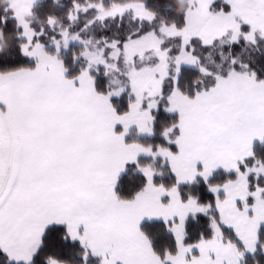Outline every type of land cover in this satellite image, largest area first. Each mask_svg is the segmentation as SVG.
<instances>
[{
	"label": "snow or ice",
	"instance_id": "obj_1",
	"mask_svg": "<svg viewBox=\"0 0 264 264\" xmlns=\"http://www.w3.org/2000/svg\"><path fill=\"white\" fill-rule=\"evenodd\" d=\"M34 3L0 7L16 41L0 54V264H245L264 254V70L240 55L264 44V0H182L179 22L148 0H71L68 26L47 40ZM88 12L85 28L126 15L137 26L93 43L69 31ZM72 42L82 47L65 58ZM218 44L229 48L219 62L201 56ZM193 184L205 195L182 191ZM189 217L202 224L195 237ZM155 228L170 247H155Z\"/></svg>",
	"mask_w": 264,
	"mask_h": 264
},
{
	"label": "trees",
	"instance_id": "obj_2",
	"mask_svg": "<svg viewBox=\"0 0 264 264\" xmlns=\"http://www.w3.org/2000/svg\"><path fill=\"white\" fill-rule=\"evenodd\" d=\"M5 0H0V7L4 5ZM81 3L84 0H80ZM107 2H111V0H107ZM150 7L156 11L158 14V18H162L166 21L177 20L179 22L180 19V10L183 7L182 0H148ZM71 7V0H41L39 1L33 8L32 16L30 17L33 27L39 30L40 27H44L46 32L45 39L56 35V33L62 30L64 27L68 26L69 22L66 19V13ZM54 16L57 18V24L49 29L47 24L45 23L47 16ZM92 13H81L78 15L77 21L73 22L69 27V31L71 32H79L82 39L91 40L93 43L97 40H101V38L111 39H120L124 35L126 31H129L137 26V22L133 21L130 16L126 15L123 18L117 17L115 19H106L102 23L99 21L93 22L91 25L87 24V21L92 17ZM0 27L6 30L3 40H0V44H3L4 47L0 48V54L8 55L11 53L16 41L13 35L8 32L9 24L7 22H0ZM84 29V31H81ZM170 43L174 44V42L170 41ZM82 45L79 44H71L69 45V49L63 52L65 58H69L73 52H78ZM229 52L228 45H217L215 48L211 50V52H202L201 56L210 55L212 60L219 62L221 53L227 55ZM236 54L235 48L232 50V55ZM241 58L247 61L250 64L254 63V66L258 71L264 70V44H258L255 46H247L240 53ZM144 63H151L149 59H145ZM114 76L117 79L123 80V77L119 76L118 73H114ZM166 123H168V119L161 118L158 121L160 127H163ZM130 139H140L142 142H151L150 138L147 137H136L135 132L132 131L130 134ZM154 140L155 138H151ZM256 153L258 156H264V145L256 146ZM161 179H167V177H162ZM182 191L205 195L201 190H199L198 185H185ZM155 223V222H154ZM202 227V224L199 220L193 221L191 217L186 221V230L189 233L190 237H195ZM154 232V244L157 248H163L165 246L170 247V240L168 235L163 231V229L155 228ZM55 254V253H54ZM245 264H264V254L259 251L255 254L254 257L249 256L246 258Z\"/></svg>",
	"mask_w": 264,
	"mask_h": 264
},
{
	"label": "rangeland",
	"instance_id": "obj_3",
	"mask_svg": "<svg viewBox=\"0 0 264 264\" xmlns=\"http://www.w3.org/2000/svg\"><path fill=\"white\" fill-rule=\"evenodd\" d=\"M39 1H41V0H35V3L33 4V6H32V12H33V8H34V6L36 5V3L37 2H39ZM71 44H79L78 42H72V43H70V45ZM80 45V44H79Z\"/></svg>",
	"mask_w": 264,
	"mask_h": 264
},
{
	"label": "crops",
	"instance_id": "obj_4",
	"mask_svg": "<svg viewBox=\"0 0 264 264\" xmlns=\"http://www.w3.org/2000/svg\"><path fill=\"white\" fill-rule=\"evenodd\" d=\"M37 3H38V2H37ZM37 3H36V4H37ZM132 131H134V132H135V130H134V129H131V130H130V133H131ZM130 133H129V134H130Z\"/></svg>",
	"mask_w": 264,
	"mask_h": 264
}]
</instances>
